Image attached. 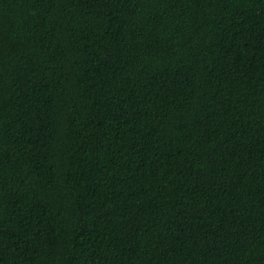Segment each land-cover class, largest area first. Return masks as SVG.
<instances>
[{"label":"trees","instance_id":"trees-1","mask_svg":"<svg viewBox=\"0 0 264 264\" xmlns=\"http://www.w3.org/2000/svg\"><path fill=\"white\" fill-rule=\"evenodd\" d=\"M0 264H264V0H0Z\"/></svg>","mask_w":264,"mask_h":264}]
</instances>
